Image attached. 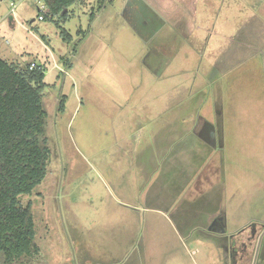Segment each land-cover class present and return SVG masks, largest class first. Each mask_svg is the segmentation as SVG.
Listing matches in <instances>:
<instances>
[{
  "label": "rangeland",
  "instance_id": "obj_1",
  "mask_svg": "<svg viewBox=\"0 0 264 264\" xmlns=\"http://www.w3.org/2000/svg\"><path fill=\"white\" fill-rule=\"evenodd\" d=\"M11 1L0 0V56L45 69L51 150L44 180L20 198L39 252L15 264H232L231 232L252 222L253 203L264 215L257 45L211 83L252 3L218 0L214 13L202 0L195 14L192 0H75L40 21L38 0H15L13 14ZM216 101L226 148L212 164L224 170L209 160ZM237 257L251 264L253 251Z\"/></svg>",
  "mask_w": 264,
  "mask_h": 264
},
{
  "label": "trees",
  "instance_id": "obj_2",
  "mask_svg": "<svg viewBox=\"0 0 264 264\" xmlns=\"http://www.w3.org/2000/svg\"><path fill=\"white\" fill-rule=\"evenodd\" d=\"M43 2L50 13L45 19L57 14L65 18L75 0ZM62 34L70 38L65 30ZM44 79L41 65L21 68L0 56V264H15L39 252L31 205L23 206L20 198L42 183L51 155Z\"/></svg>",
  "mask_w": 264,
  "mask_h": 264
},
{
  "label": "crops",
  "instance_id": "obj_3",
  "mask_svg": "<svg viewBox=\"0 0 264 264\" xmlns=\"http://www.w3.org/2000/svg\"><path fill=\"white\" fill-rule=\"evenodd\" d=\"M201 1L202 0H192V4L194 5L193 9H194L195 14H197V11H198L197 5H199ZM207 1H208V5H210L211 7L214 6V8H212V11L214 13H216V9H217L219 1L218 0H207ZM247 1L252 3V4L250 6V10H247L246 22H244V24H241L239 36L237 35L235 37V39H231V42H233L232 45L230 43L229 46H227L225 48V51H223V53L221 52L220 55L218 54L217 59L214 60V63H213V70L214 71L212 73V75H213L212 78L214 77V79L212 80V83H211L213 85L219 84L218 82L220 79L219 78L220 74L228 73L230 69H232L234 66H236V62H233L234 60L243 58L245 52L248 51L249 49H251V47L255 46V45H257V47H258V51H259L258 56L261 58L260 64L263 67L262 71L264 69V0H250V1L247 0ZM181 2L188 3V0H183ZM241 2H242V0H241ZM205 3H206V0H205ZM241 7H242V4H240V8ZM195 17H198V15L194 16V18ZM208 22L212 26L215 25V22H214V25L210 23L209 18H208ZM211 33H213V32L209 28V34L211 35ZM217 75H218V78H217ZM215 89H218V88L215 87ZM215 105H216L215 106V113H214L215 116H214V118L213 117L210 118L209 122H208V124H209V126H208V128H209L208 146H209V150H210V152H209L210 164H212V161H214V158L217 156V153L220 151L219 155H221V152L223 151V149L226 148L225 141H224L225 134H223V131H221V129H219L220 123L218 122V120H223L222 119L223 117L218 114V108L220 107V104L218 103V101H216ZM212 125L214 126V128L212 127ZM194 134H195V132L192 131L191 136H190V134H187V135L185 134L181 138L187 139L189 137V138L193 139V137H195ZM198 137L201 139L200 136H198ZM220 159H221V157H220ZM215 165L216 164H212V167L215 170L216 169L224 170V163L219 164V167H216ZM210 168H211V166H210ZM212 174H215V171L212 172ZM209 185L210 186L208 189H210V194L212 195L214 193L213 192L214 188H217V186L215 185V182H211L210 180H209ZM211 197H212V199H211ZM215 198H216V196L212 195V196L204 199V201L210 200L208 202H213L215 200ZM253 205L255 207L254 209L256 210V212L254 214V218L251 219L252 222L248 223L247 225L241 226L240 229L238 230V232H236V234H234L232 231L230 234V238L227 239V244L229 245V247L231 249V247L233 246V242H235L238 245V248L240 246H242L243 243H246V250H247L246 251V257L249 256L250 251H253V260H252L251 264H264V217H263L264 215L260 211L261 207H258L257 203H253ZM213 212H215V211H213ZM196 213H197V211H196ZM199 214H201V213H199ZM220 215L224 218V222H223L224 225L223 224L222 225H223V227L226 228L225 218L227 219V216L225 217V213L222 211H221ZM213 216H217V214H214ZM226 222H227V220H226ZM209 223H211V221ZM180 225L182 226V228L184 230H186L187 228L198 227V226L186 225V223H183L182 221H180ZM197 225H199V227H200V225H201L200 221L197 222ZM224 231L225 230H223V228L221 227V229L218 230L217 233L219 235H223ZM217 233H215V234H217ZM230 256H231V254H230ZM231 259H232V257H231ZM234 260L235 261L232 260V264H236V261H237L236 257L234 258Z\"/></svg>",
  "mask_w": 264,
  "mask_h": 264
},
{
  "label": "flooded vegetation",
  "instance_id": "obj_4",
  "mask_svg": "<svg viewBox=\"0 0 264 264\" xmlns=\"http://www.w3.org/2000/svg\"><path fill=\"white\" fill-rule=\"evenodd\" d=\"M127 8L130 9L129 5H127ZM159 22L165 24V20H163V19H162V21H159ZM165 25H170V22L168 21V23L165 24ZM220 224H222V223L219 220L213 221V225H212V221H211L209 227L216 226L217 228L219 227L218 230H220L221 229ZM246 251H247L246 250V243H243V245L238 248V245L235 242H233V246L230 249V254H231L232 260L235 261L234 260L235 257H236V259H238V257H237L238 256V253H239V255H241L244 258L246 256Z\"/></svg>",
  "mask_w": 264,
  "mask_h": 264
},
{
  "label": "built area",
  "instance_id": "obj_5",
  "mask_svg": "<svg viewBox=\"0 0 264 264\" xmlns=\"http://www.w3.org/2000/svg\"><path fill=\"white\" fill-rule=\"evenodd\" d=\"M10 7H11L10 12H11V14H13L15 7H16V1L15 0H12L10 2ZM37 10H38V20H40V21L45 20L46 15L50 14L48 7L43 2V0H38ZM35 67H36V64L34 62H32L30 64V69L35 68Z\"/></svg>",
  "mask_w": 264,
  "mask_h": 264
}]
</instances>
